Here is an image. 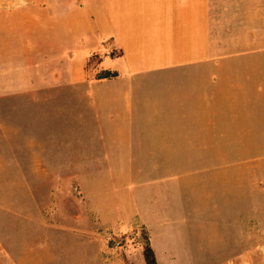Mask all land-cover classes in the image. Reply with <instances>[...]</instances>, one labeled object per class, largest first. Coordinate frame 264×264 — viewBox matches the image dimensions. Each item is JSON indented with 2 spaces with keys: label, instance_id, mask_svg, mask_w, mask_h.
Wrapping results in <instances>:
<instances>
[{
  "label": "rangeland",
  "instance_id": "obj_1",
  "mask_svg": "<svg viewBox=\"0 0 264 264\" xmlns=\"http://www.w3.org/2000/svg\"><path fill=\"white\" fill-rule=\"evenodd\" d=\"M93 8L0 1V264H145L147 242L159 264H264V94L184 132L159 177H110L95 123L52 83L92 48Z\"/></svg>",
  "mask_w": 264,
  "mask_h": 264
},
{
  "label": "crops",
  "instance_id": "obj_2",
  "mask_svg": "<svg viewBox=\"0 0 264 264\" xmlns=\"http://www.w3.org/2000/svg\"><path fill=\"white\" fill-rule=\"evenodd\" d=\"M76 1L54 0L64 7ZM79 1L95 5L86 16L91 38L83 43L92 48L53 80L61 84L54 96L78 98L80 116L95 123L110 155V177H159L157 165L183 162L168 149L184 132L197 137L224 126L239 93L263 96L264 0ZM100 43L107 45L103 52ZM94 56L99 64L89 74ZM99 70L119 76L97 81ZM184 115L191 123H183Z\"/></svg>",
  "mask_w": 264,
  "mask_h": 264
},
{
  "label": "trees",
  "instance_id": "obj_3",
  "mask_svg": "<svg viewBox=\"0 0 264 264\" xmlns=\"http://www.w3.org/2000/svg\"><path fill=\"white\" fill-rule=\"evenodd\" d=\"M94 59H98V57L94 56L89 60L87 64V69L94 62ZM98 64H99V59H98ZM118 76H119L118 73L114 71L99 70L95 73L94 78L95 80L100 81V80L116 79ZM143 257H144L145 264H159L157 261L155 252L149 242H147L144 246Z\"/></svg>",
  "mask_w": 264,
  "mask_h": 264
}]
</instances>
